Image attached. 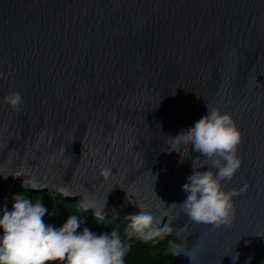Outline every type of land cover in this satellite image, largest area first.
Here are the masks:
<instances>
[{
    "label": "water",
    "instance_id": "1",
    "mask_svg": "<svg viewBox=\"0 0 264 264\" xmlns=\"http://www.w3.org/2000/svg\"><path fill=\"white\" fill-rule=\"evenodd\" d=\"M207 105L243 134L222 183L247 190L220 227L173 205L200 154L172 138ZM19 181L101 217L146 209L173 237V264L264 261V0H0L1 209Z\"/></svg>",
    "mask_w": 264,
    "mask_h": 264
},
{
    "label": "clouds",
    "instance_id": "2",
    "mask_svg": "<svg viewBox=\"0 0 264 264\" xmlns=\"http://www.w3.org/2000/svg\"><path fill=\"white\" fill-rule=\"evenodd\" d=\"M4 102L18 109L24 100L20 92L11 91ZM242 138L233 115L209 105L206 115L172 138L210 162L207 170L200 171L196 165L200 157L193 161L195 170L182 189L188 195L173 204L182 207L189 221L220 227L234 220V197L245 192L247 184L228 191L222 182H230L242 165L238 156ZM110 172L107 167L100 170L102 176ZM138 207V214L129 215L131 222L123 234L116 229L97 233L89 227L80 230L82 222L74 215L58 229L47 225L43 217L48 210L41 201L18 197L14 210L0 219V264H126L133 240L154 241L168 231L149 211Z\"/></svg>",
    "mask_w": 264,
    "mask_h": 264
},
{
    "label": "trees",
    "instance_id": "3",
    "mask_svg": "<svg viewBox=\"0 0 264 264\" xmlns=\"http://www.w3.org/2000/svg\"><path fill=\"white\" fill-rule=\"evenodd\" d=\"M14 195L29 199L32 202L41 201L48 210L43 217L45 224L57 229L64 225L70 215L77 216L81 220L82 226L80 230L83 227H89L97 233L110 232L116 229L123 234L131 222L128 218L124 217H101L95 215L85 208L80 198L68 199L54 190L30 191L22 181L17 183ZM13 210L14 208L9 210L0 209V219H2L6 211ZM2 235L3 229L0 228V237ZM172 240L173 237L168 234H164L161 238L150 242L133 240L131 249L126 257V264H173L175 258L169 251V245Z\"/></svg>",
    "mask_w": 264,
    "mask_h": 264
},
{
    "label": "rangeland",
    "instance_id": "4",
    "mask_svg": "<svg viewBox=\"0 0 264 264\" xmlns=\"http://www.w3.org/2000/svg\"><path fill=\"white\" fill-rule=\"evenodd\" d=\"M22 183H23V181H22ZM27 189H29L30 191H33L32 189H30V188H28L27 187ZM49 191L51 190V191H53V189H51V188H49L48 189ZM48 190H44V191H48ZM1 209V208H0ZM9 209H13V207H11V208H6L5 210H9ZM3 210V209H2ZM261 262V263H260ZM264 261H263V258H261V261L260 260H257L254 264H264L263 263Z\"/></svg>",
    "mask_w": 264,
    "mask_h": 264
}]
</instances>
